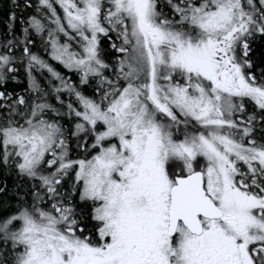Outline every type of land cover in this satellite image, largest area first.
Returning a JSON list of instances; mask_svg holds the SVG:
<instances>
[{
    "label": "snow or ice",
    "instance_id": "1",
    "mask_svg": "<svg viewBox=\"0 0 264 264\" xmlns=\"http://www.w3.org/2000/svg\"><path fill=\"white\" fill-rule=\"evenodd\" d=\"M0 264H264V0H7Z\"/></svg>",
    "mask_w": 264,
    "mask_h": 264
},
{
    "label": "trees",
    "instance_id": "2",
    "mask_svg": "<svg viewBox=\"0 0 264 264\" xmlns=\"http://www.w3.org/2000/svg\"><path fill=\"white\" fill-rule=\"evenodd\" d=\"M7 3V0H0V33L4 30L3 20H4V13H3V6Z\"/></svg>",
    "mask_w": 264,
    "mask_h": 264
}]
</instances>
